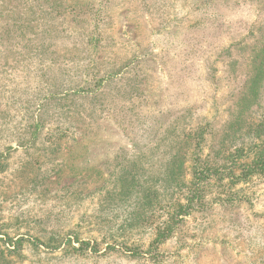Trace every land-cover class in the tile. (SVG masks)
<instances>
[{
  "label": "rangeland",
  "instance_id": "1",
  "mask_svg": "<svg viewBox=\"0 0 264 264\" xmlns=\"http://www.w3.org/2000/svg\"><path fill=\"white\" fill-rule=\"evenodd\" d=\"M263 42L264 0H0V264H264V175L149 246L183 134L221 162L264 117L241 97Z\"/></svg>",
  "mask_w": 264,
  "mask_h": 264
},
{
  "label": "trees",
  "instance_id": "2",
  "mask_svg": "<svg viewBox=\"0 0 264 264\" xmlns=\"http://www.w3.org/2000/svg\"><path fill=\"white\" fill-rule=\"evenodd\" d=\"M248 59L250 69L245 79L246 89L241 93L242 99L246 100L242 107H245L251 100L257 101L264 91V42L252 51ZM245 133L249 137L247 144H233L230 148L222 149L219 153L222 158L221 162H208L206 158H202L197 153L201 150L203 130L183 134V145L187 144L188 147L193 148V157H190L188 166L191 178L186 183L179 181V170L183 164L182 160L173 157L172 167L166 175H168L169 180L182 185L183 188L180 192L182 196L179 200L177 198L172 209L166 211L160 224H152L155 226L152 230L153 237L149 246L157 247L159 243L164 242L172 235L174 229L183 221L184 216L201 211L206 207L204 197L208 186H221L225 179L231 186H234L237 183L248 182L253 177L264 175V117L259 122H252ZM8 240L11 239L8 238ZM22 241V238H17L10 242L13 246L10 251H18ZM77 241L80 249L88 245V242ZM92 249L96 251L95 246H92ZM156 253L155 250L154 254Z\"/></svg>",
  "mask_w": 264,
  "mask_h": 264
}]
</instances>
